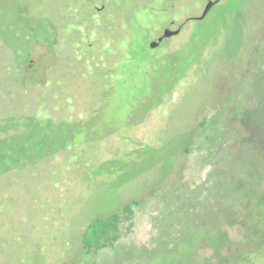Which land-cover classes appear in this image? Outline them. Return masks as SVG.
Masks as SVG:
<instances>
[{
    "label": "rangeland",
    "instance_id": "374dc122",
    "mask_svg": "<svg viewBox=\"0 0 264 264\" xmlns=\"http://www.w3.org/2000/svg\"><path fill=\"white\" fill-rule=\"evenodd\" d=\"M263 119L264 0H0V264H94L87 227L134 200L136 264L227 228L206 199L253 188Z\"/></svg>",
    "mask_w": 264,
    "mask_h": 264
},
{
    "label": "flooded vegetation",
    "instance_id": "af4514ba",
    "mask_svg": "<svg viewBox=\"0 0 264 264\" xmlns=\"http://www.w3.org/2000/svg\"><path fill=\"white\" fill-rule=\"evenodd\" d=\"M215 5L216 4H214V6ZM182 30L183 26L181 25L179 33H181ZM170 37L171 36L165 37L163 40ZM163 40H161V42ZM161 42L159 44H161ZM34 69V65L32 67L29 66L30 72ZM31 79L35 80L36 78L35 76H31ZM262 121H264V119ZM253 163V173L251 174L253 188L249 189L244 187V181H235L239 186L237 188H225L227 185V183H225L223 189H220L224 192L222 196L219 195L218 199L214 198L213 200L206 199L209 201L208 204L210 206L207 205L210 208V213L214 211L224 212L227 205L233 208L241 207V211L242 208H244L241 219L231 223L228 222L229 226H227V228L220 224L221 221L217 226L211 227L208 231L206 230L207 228H201V235L196 242L193 241L194 239L192 238L186 242L184 241L183 244L177 241V243L181 245L174 250L163 252L166 257L162 258L159 264H262V260L260 259L264 258V189H259V186L262 183L261 180L263 179L262 174H264V167L259 166L258 163ZM257 177L258 179L256 180ZM232 180L233 178H229L228 182ZM241 186H243L244 189H240ZM195 191L194 193L193 189H189L188 192L190 194L192 192L194 195L198 196L205 195L203 189H196ZM186 194L189 197V194ZM207 195L208 194H206V196ZM222 223L224 224L226 222L223 221ZM200 226L201 225H199V227ZM228 227L235 228L239 232V236L233 239ZM201 244H203L201 249H204V252L198 250ZM180 249L182 250L180 251ZM129 252L130 251L112 252L104 256L103 259L106 261L111 257L114 260L123 259V263H126L125 260H130V264H136L140 259L139 256H143L141 255L143 254L142 252L137 253L133 250ZM129 255L130 257H127ZM147 255V257L151 259L153 253L148 252ZM247 255H250V257Z\"/></svg>",
    "mask_w": 264,
    "mask_h": 264
},
{
    "label": "trees",
    "instance_id": "16d2710c",
    "mask_svg": "<svg viewBox=\"0 0 264 264\" xmlns=\"http://www.w3.org/2000/svg\"><path fill=\"white\" fill-rule=\"evenodd\" d=\"M139 206L140 202L134 200L127 203L119 212L94 219L82 238L83 254L91 258L95 264L109 253L126 251L133 242L130 237L124 236L122 226L127 223L124 228L127 233L138 227L135 214Z\"/></svg>",
    "mask_w": 264,
    "mask_h": 264
},
{
    "label": "water",
    "instance_id": "95a60500",
    "mask_svg": "<svg viewBox=\"0 0 264 264\" xmlns=\"http://www.w3.org/2000/svg\"><path fill=\"white\" fill-rule=\"evenodd\" d=\"M214 4L215 3H211L208 5L206 13L212 9ZM180 29H181V25H179L175 22H171L169 24L168 28H166L165 33L163 35H161L160 37H157L156 39H154L152 42L154 43V45H159V43L161 42V40H163V38L178 34L180 32ZM32 66H33V64L31 63L30 67H32Z\"/></svg>",
    "mask_w": 264,
    "mask_h": 264
}]
</instances>
